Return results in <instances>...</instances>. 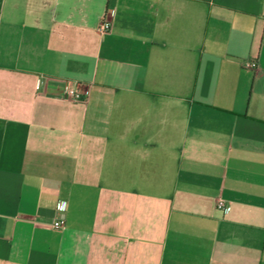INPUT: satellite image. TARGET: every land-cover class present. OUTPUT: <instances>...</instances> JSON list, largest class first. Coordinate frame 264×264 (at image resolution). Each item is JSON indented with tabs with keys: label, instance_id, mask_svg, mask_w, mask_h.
Here are the masks:
<instances>
[{
	"label": "crops",
	"instance_id": "obj_1",
	"mask_svg": "<svg viewBox=\"0 0 264 264\" xmlns=\"http://www.w3.org/2000/svg\"><path fill=\"white\" fill-rule=\"evenodd\" d=\"M0 264H264V0H0Z\"/></svg>",
	"mask_w": 264,
	"mask_h": 264
},
{
	"label": "built area",
	"instance_id": "obj_2",
	"mask_svg": "<svg viewBox=\"0 0 264 264\" xmlns=\"http://www.w3.org/2000/svg\"><path fill=\"white\" fill-rule=\"evenodd\" d=\"M111 28H112L111 24L108 21L104 20L103 22H101L99 26V31L103 34H106L111 31ZM247 67L253 70H257L258 66L257 63L254 62L249 64ZM65 97L83 100L81 95L74 90H69L68 92H66ZM217 208L226 212L229 209V205H227V203L224 200H219L217 203ZM53 226L54 228H63L65 226V221L58 220L53 224Z\"/></svg>",
	"mask_w": 264,
	"mask_h": 264
}]
</instances>
